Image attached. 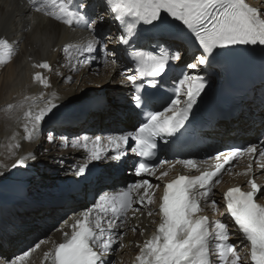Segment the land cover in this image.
Returning <instances> with one entry per match:
<instances>
[{"label": "snow or ice", "instance_id": "obj_1", "mask_svg": "<svg viewBox=\"0 0 264 264\" xmlns=\"http://www.w3.org/2000/svg\"><path fill=\"white\" fill-rule=\"evenodd\" d=\"M28 3L36 13L69 26L75 22L86 32L87 36L82 38L84 43L77 51L90 65L95 63L97 55L119 63L116 49H124L132 63L127 73L121 72V75L131 85V106L140 117L138 126L127 133L109 134L103 140L100 135L94 139L84 135L71 143L73 149L84 153L82 163L69 167L75 177H85L91 162L108 161L113 165L131 154L137 158L132 175L138 179L113 194H99L94 203L68 215L62 221L63 229H56L62 231V242L54 243L44 252V257L50 258L51 264H110L108 258L122 235L120 229L126 227L128 213L144 215L147 210L149 217L158 215L159 222L151 238L143 242L136 257L138 264H239L238 246L228 242L230 234L237 235L241 244L246 242L250 246V264H264V203L260 202L264 200V187L254 178L247 180V190L236 186L223 192L221 206L225 212L222 215L226 214L228 220L210 221L207 216L199 215L202 202L211 200L212 206H217L218 202L211 199L213 185L220 183V175L234 160L247 155L255 159L257 168L264 169V143L259 148L251 144L218 151L199 162L178 159L177 164L199 174L177 175L164 183L158 211L148 209L154 202L155 190L161 187L150 182L149 177L155 176L159 181L167 176L165 171L156 175L157 167L167 161L160 160L159 165L150 162L158 142L168 144L187 130L194 108L209 84L208 76L202 73L215 61L226 54L257 47L264 52V10L250 6L246 0H100L99 10L93 0H41L39 6L37 0H28ZM49 4L55 10H48ZM106 20L116 23L118 31L98 39L96 29ZM113 40L116 47H107ZM169 40L191 45L196 52L185 61L186 50L170 47ZM134 41H143L147 47L142 49ZM72 47L65 45L64 51L67 53ZM11 51L9 40L0 38V64L6 63ZM182 61L185 70L174 84V96L159 110L155 105L160 82L173 62L179 65ZM33 67L50 70L48 62ZM32 80L49 87L48 78L39 71ZM40 98L39 105L23 112L26 121L23 131L28 140L39 137L43 125L55 120L63 107L53 102L55 95L49 99L41 92ZM12 107L8 105L9 109ZM60 139L61 146H66L68 137L61 134ZM47 141L55 144L54 131L48 132ZM36 159L34 153L21 156L12 169ZM209 161L213 163L209 165ZM59 162L65 163L63 158ZM251 172L249 163L247 173ZM230 226L233 233L229 232ZM48 242L40 239L14 259L5 257L2 264H26L30 252ZM213 242L215 248L211 246Z\"/></svg>", "mask_w": 264, "mask_h": 264}, {"label": "bare ground", "instance_id": "obj_2", "mask_svg": "<svg viewBox=\"0 0 264 264\" xmlns=\"http://www.w3.org/2000/svg\"><path fill=\"white\" fill-rule=\"evenodd\" d=\"M40 2L41 0H37V6ZM246 2L252 7L264 10V0H246ZM93 3L97 6V10L102 7L100 0H93ZM46 7L48 10H55L50 4ZM90 14H92V9H90ZM96 31L99 39L109 33L115 35L118 29L116 23L106 20L104 24L97 27ZM86 36L87 33L82 31L75 22L69 26L46 17L43 13H36L29 5L28 0H0V38L9 40L12 48L10 57H6V63L0 64V173H4L0 175V209H9L5 203L20 199L25 188L32 185L35 189L32 195L37 199H43L44 195L46 198L43 200L51 199L46 204H32L25 201L29 198L27 194L19 201L20 203L18 202L19 204H13L14 206L10 207L11 210L5 211V214L0 218V264L5 257L14 259L16 255L34 247L40 239H47L49 242L30 252L29 257L26 258V264H51L50 258L44 257V252L49 251L54 243L63 240L62 231L56 229H63L62 221L68 215L95 202V200L89 202L85 198L76 202L71 196L61 200L59 194L56 196L53 194L54 197L46 196L49 192H56V188L61 184L67 187L74 186V181L79 179L69 171V167L74 163H82L84 153L79 149H73L71 143L84 135L92 138L97 134L106 137L110 132L113 134L124 133L128 129L127 127L132 126L135 122V115L132 111L129 110L125 113L123 112L125 109L120 110L122 107L130 108L128 103L118 101V106H112L108 100L105 103H102L100 98L95 101V98H98V90L105 86L109 89L110 102L116 98L128 97L129 84H126L125 76H120V78L118 75L120 71L127 73L129 67L119 48L116 50L119 53L117 59L120 62L116 63L117 72L115 74H113L114 62L112 59H110V64L97 60L100 64L99 67L84 65L82 62L84 58L79 56L77 48L84 43L82 38ZM65 45L74 47L66 53ZM107 47H116V42L113 40L107 44ZM42 62H48L50 70L33 67V65ZM38 71L48 78V88H44L32 80V76ZM70 72H74V74L70 75ZM69 78H71V82H69ZM41 92L49 99L55 95L56 99L53 102L63 105L59 110L65 115L61 119L43 126L49 127V130L55 133L61 131L66 137L70 135L66 146H61L63 144L61 139L57 140L55 144L46 140V145H42L40 136L33 140L25 138L26 134L23 129L26 121L23 112L40 104ZM94 101L101 102V104L94 108L92 106ZM253 102L255 104L253 108L248 103L237 118L221 122L212 136L223 140L222 136L231 132L238 139L252 142L255 137L252 125L255 121L260 122V115L264 113V102L259 98H255ZM9 104L13 106L11 109L8 108ZM254 108L257 110L255 116L251 115ZM76 110L78 111L73 115L67 114L69 111ZM118 113H123L124 119H120L117 116ZM89 127L94 131L88 133L87 128ZM98 128L101 130L95 131ZM78 131L82 133L76 135L75 133ZM73 135L77 137L72 141L70 138ZM232 135L228 138L231 139ZM29 153H34L38 156L37 159L32 162L27 161L24 166L9 174V166L17 158L27 156ZM64 153H69V157H64ZM61 158L64 159V164L59 162ZM247 165L246 161L236 163L231 170L226 172L223 182L213 186L211 199L216 200L218 204L214 208L211 200L207 203L202 202V211L200 212L202 215H207L210 221L228 220L226 214L222 215L225 212L221 206L223 192L232 184H247L249 177ZM178 168L183 169L184 166L166 164L159 170L157 176L161 171H165L167 176L161 179H170L177 173ZM186 171L190 175H195L194 170L186 169ZM25 172H30L32 176H26ZM256 176L259 180L264 181L263 171L256 173ZM40 177L42 179L38 181L37 179ZM108 177L111 183L105 186L99 194L108 193L109 189L116 185L131 183L127 178L121 176L117 181L111 174ZM154 178L152 183H159L156 177ZM99 183H101L100 180ZM43 184L46 185L45 189H42ZM91 187L94 192L97 190L96 185L92 184ZM114 191H118V188H114L113 193ZM156 199L157 194H154V202L148 205V209L154 212H157L155 210ZM158 222V215L149 217L147 210L144 215L136 213L133 216L132 212L128 214L126 227L120 229L122 235L118 239L119 242H125L129 255V260L124 261V264H132L131 261L133 257L136 259L139 255L143 242L154 234ZM228 223L231 224L230 221ZM9 224L19 226L8 229ZM36 224H40L39 228L43 227V229H37ZM133 227L136 228L135 231H133ZM229 232H234L231 226ZM228 240L238 246V255L241 257L239 264H250V251L247 243L241 244L235 234H230ZM18 246L26 248L11 254L12 247L15 249ZM112 256L115 257L116 254H111V259Z\"/></svg>", "mask_w": 264, "mask_h": 264}, {"label": "rangeland", "instance_id": "obj_3", "mask_svg": "<svg viewBox=\"0 0 264 264\" xmlns=\"http://www.w3.org/2000/svg\"><path fill=\"white\" fill-rule=\"evenodd\" d=\"M103 37H105V36H103ZM110 57H106L102 62L103 63H107L108 62V64H110L109 62H110ZM89 66H92V67H99L100 66V64L97 62L95 65H89ZM113 74H115L116 72H117V66H116V63H114V66H113ZM121 72H123V71H120V73H119V77L120 76H122V75H120L121 74ZM72 74H74V72H70V75H72ZM98 74V73H97ZM80 76H81V74H80ZM119 77H117V78H119ZM121 78V77H120ZM122 82V81H121ZM105 87H107V86H105ZM99 91V90H98ZM111 95V94H110ZM78 110H76V111H72L73 113H70V114H68V115H73V114H75L76 112H77ZM42 129L43 130H41V135H40V140H41V142H42V145H46V140H47V133H48V131H50L49 130V128L48 127H45V126H43L42 127ZM47 129H48V131H47ZM47 131V132H46ZM52 131V130H51ZM57 133V132H56ZM60 134H62V133H58V134H56V142H57V140H60ZM64 135V134H63ZM43 137V138H42ZM43 140H44V142H43ZM38 157V156H37ZM64 157H66V158H68L69 157V153H64ZM42 178L40 177V178H38L37 180L39 181V180H41ZM33 186V185H32ZM45 184H43V187H42V189H45ZM60 186H62V184L60 185ZM29 187H31V186H28V187H26L25 188V190L27 189V188H29ZM58 189H59V186L56 188V192H46V193H48V195H46L47 197H54V196H56L57 194H58ZM53 194H54V196H53ZM42 195V194H41ZM98 197V196H97ZM44 198H46V197H44ZM96 199V198H95ZM19 226V225H18ZM17 225H16V227H18ZM10 227V226H9ZM16 227H11L12 229H14V228H16ZM11 228H8V229H11ZM7 229V230H8ZM24 248H26L25 246H18V247H16L15 249H13V247H12V252H11V254H15V253H17V252H20L21 250H23ZM120 251V252H119ZM117 252H119V254H117ZM114 254H116V256L115 257H113L112 256V259H111V257L109 256V260H111L112 262H111V264H124V261H127V260H129V255H128V251H127V249H126V246H125V242H122V241H120L119 242V244L115 247V250H114Z\"/></svg>", "mask_w": 264, "mask_h": 264}]
</instances>
